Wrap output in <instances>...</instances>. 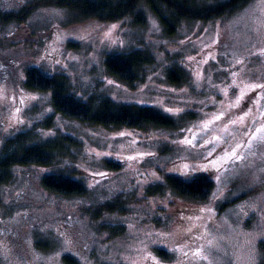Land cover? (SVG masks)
<instances>
[{
  "label": "rangeland",
  "instance_id": "obj_1",
  "mask_svg": "<svg viewBox=\"0 0 264 264\" xmlns=\"http://www.w3.org/2000/svg\"><path fill=\"white\" fill-rule=\"evenodd\" d=\"M37 1L0 0V11ZM144 13L142 24L131 15L72 22L68 9L46 4L23 23H0V150L8 137L34 129L43 139L70 134L81 142L72 160L17 167L1 187L0 264H67L66 255L77 264H264V0L225 18L184 20L171 36L149 8ZM132 50L152 61L129 85L108 73L105 60ZM30 67L65 75L86 101L154 107L176 128L67 119L50 92L25 86ZM173 68L185 82L169 81ZM106 159L123 166L109 170ZM56 172L81 180L88 194L46 190L42 177ZM169 175H208L214 188L204 201L182 198ZM115 200L123 209L105 211Z\"/></svg>",
  "mask_w": 264,
  "mask_h": 264
},
{
  "label": "trees",
  "instance_id": "obj_2",
  "mask_svg": "<svg viewBox=\"0 0 264 264\" xmlns=\"http://www.w3.org/2000/svg\"><path fill=\"white\" fill-rule=\"evenodd\" d=\"M252 0H219L214 3L197 0H40L27 4L18 11H0V23L25 22L32 11L46 4H55L72 13V22L96 18L101 21H117L129 15L137 24L145 23V7L149 8L160 20L167 35H174L182 21H211L225 18L246 7ZM151 56L141 50L111 54L105 60L108 73L124 83L133 85L139 80L140 73ZM172 83L185 82L187 77L181 68H173L168 73ZM65 75L49 76L37 67L27 70L25 86L33 91L51 93V103L55 111L63 117L93 126L120 129L123 127L147 129L176 128V121L151 106L121 103L110 97L92 98L88 101L78 98L70 92ZM39 129L19 132L8 137L0 150V206L2 205L1 187L13 181L17 167L54 166L63 160L73 159L81 142L70 134H58L43 139ZM109 170H119L123 164L115 160H105ZM43 187L57 195L66 197L84 196L89 188L81 180L65 172L45 174ZM167 184L182 198L204 201L214 188V180L208 175H199L191 180L169 175ZM155 192H162L158 187ZM123 201H111L105 211L115 212L123 209ZM104 213L98 215L102 216ZM158 254L170 258L165 250ZM67 264H77L74 258L65 256Z\"/></svg>",
  "mask_w": 264,
  "mask_h": 264
},
{
  "label": "snow or ice",
  "instance_id": "obj_3",
  "mask_svg": "<svg viewBox=\"0 0 264 264\" xmlns=\"http://www.w3.org/2000/svg\"><path fill=\"white\" fill-rule=\"evenodd\" d=\"M217 119H219V117H217ZM241 119H243V118H241ZM231 155H232V156H235V152H233Z\"/></svg>",
  "mask_w": 264,
  "mask_h": 264
}]
</instances>
